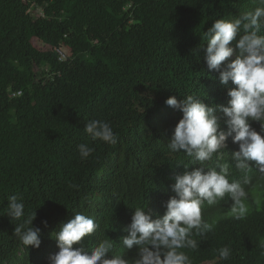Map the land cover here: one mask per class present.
I'll return each instance as SVG.
<instances>
[{"label":"trees","instance_id":"1","mask_svg":"<svg viewBox=\"0 0 264 264\" xmlns=\"http://www.w3.org/2000/svg\"><path fill=\"white\" fill-rule=\"evenodd\" d=\"M256 6L254 0H0V264L21 247L30 254L22 264L37 261L30 259L35 248L13 233L22 221L6 215L9 196L23 198L25 218L36 212L33 225L43 236L60 225L71 198L101 184L91 174L102 161L117 160L109 173L120 178L108 197H116L118 212L156 173L165 179L186 163L167 148L182 113L165 101L221 99L203 89L218 74L207 69L203 32L215 19ZM90 119L110 123L117 143L93 141L83 131ZM80 143L95 149L87 160L79 157ZM246 203L240 220L202 214L216 224L196 249H184L192 264H264V193ZM224 246L228 260L219 259Z\"/></svg>","mask_w":264,"mask_h":264},{"label":"clouds","instance_id":"2","mask_svg":"<svg viewBox=\"0 0 264 264\" xmlns=\"http://www.w3.org/2000/svg\"><path fill=\"white\" fill-rule=\"evenodd\" d=\"M254 3L255 8L235 17L215 19L203 32L207 69L218 73L203 89L221 99L186 95L165 101L182 113L167 148L184 154L186 163L165 179L156 173L147 190L130 199L128 210L118 212L116 197L113 202L108 197L120 178L109 173L117 160L96 165L91 176L101 184L92 182L77 199L71 198L60 225L43 236L33 225L36 212L25 218L23 198L8 197L6 215L22 221L14 235L23 246L35 248L30 259H37L36 264H192L184 249H196L216 224L202 214L246 217V201L255 202L264 193V0ZM83 131L93 141H118L112 125L103 120H88ZM77 149L81 160L95 151L87 143ZM42 223L47 226L46 220ZM260 247L264 249V240ZM29 255L21 247L1 263L22 264ZM230 256V247L219 249V259Z\"/></svg>","mask_w":264,"mask_h":264}]
</instances>
